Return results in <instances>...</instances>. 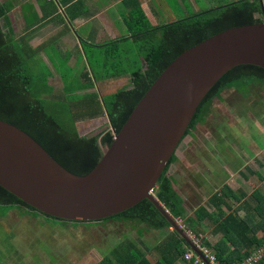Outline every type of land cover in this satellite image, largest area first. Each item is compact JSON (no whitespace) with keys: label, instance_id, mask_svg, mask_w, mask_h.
I'll return each mask as SVG.
<instances>
[{"label":"trees","instance_id":"trees-1","mask_svg":"<svg viewBox=\"0 0 264 264\" xmlns=\"http://www.w3.org/2000/svg\"><path fill=\"white\" fill-rule=\"evenodd\" d=\"M127 1L130 0H125L124 3ZM262 2L264 6V0ZM127 9L125 22L130 30L129 38L135 46L132 50L135 56L133 58L141 57L144 66L132 70H117L119 75H129V86L105 95L96 91L84 92L76 102H72L74 122L87 113L95 116L102 112V108L107 115L109 129L101 134L81 136L76 126L71 129L64 128L62 123L47 111L44 93H37L32 83L34 75L24 66L27 55L23 45L11 31L6 34L2 29L1 18L4 17L5 8L0 7V119L25 131L57 162L75 174H86L95 166L102 154L101 145H109L112 142L113 135L119 131L140 97L178 54L226 28L262 20L259 0L217 2L215 6L157 25L150 22L137 0H132ZM110 76L116 75L112 73ZM45 84L47 85V82ZM225 84L247 93L251 85L264 84V69L256 65L240 64L225 72L203 97L185 134L197 119H201L206 113L210 106L209 99L214 92ZM80 85L79 89L93 87V83L87 79H82ZM47 87L53 91L52 86ZM63 88L65 89L64 85ZM175 159L174 154L160 175L153 190L154 196L173 217L182 218L195 233L204 231L203 222L210 224L212 235L220 234V237L213 244L205 239L203 242L214 251L220 262L237 263L264 244V194L261 195L255 188L247 201L244 195H237L224 183L208 197L209 208L199 205L195 210V219L185 216L183 198L173 187L172 175H166L169 165ZM230 200L237 203L232 205ZM0 205L7 208L22 206L48 219L62 222L89 224L113 220L143 224L155 230H168L164 240L154 245L158 252V258L154 261L128 242L120 249H114L112 258L102 259L98 264H175L183 260V253L189 249L183 238L170 229L168 221L148 199H143L111 217L89 222L62 220L40 213L1 186ZM240 211H243L244 215L240 216ZM257 232H260V235H257ZM263 261L264 257L255 264H263Z\"/></svg>","mask_w":264,"mask_h":264},{"label":"rangeland","instance_id":"rangeland-1","mask_svg":"<svg viewBox=\"0 0 264 264\" xmlns=\"http://www.w3.org/2000/svg\"><path fill=\"white\" fill-rule=\"evenodd\" d=\"M167 1L173 6L174 0ZM215 1L214 5L229 0ZM153 5L159 8L155 2ZM170 13L173 15L167 17V21L191 14V11L187 9L185 15ZM129 41L124 40L121 47L135 60L137 58H133L132 53L135 46L132 40L131 43ZM128 56L127 60H130ZM126 62L117 65L110 58L108 62H102L103 67L87 69L84 65V69L81 64L76 69L59 58L57 63L63 79H50L53 91L45 84L47 71L38 59L26 60L24 66L34 75L32 83L37 93H44L47 111L64 128L76 126L79 135L90 136L104 133L110 127L103 108L95 116L87 113L72 121V102H76L82 93L91 92L89 88L79 89L83 79L81 75L87 70L98 77L105 73L119 75L117 70H132L142 66L138 60ZM87 81L93 83V91L100 95L130 85L129 76L126 79ZM63 85L65 89H62ZM251 90L253 95L249 97L244 91L238 94L232 90L224 91V102L213 100L208 116L203 122L197 119L191 128L194 132L191 140L186 136L178 145L176 159L169 165L166 175L173 174L176 179L174 186L183 198L185 216L195 219V210L199 205L209 208L208 197L224 183L235 191L250 192L256 185L264 191V187L260 186L264 177V84L251 85ZM235 98L238 99L237 104ZM101 148H105V145H101ZM230 203L233 205L234 201L230 200ZM16 208L17 212H9V208L0 205V264H98L102 259L112 258L113 250L120 249L128 242L154 261L158 258L154 245L161 243L168 233L165 229L155 230L143 224L113 220L89 224L62 222L48 219L22 206ZM203 226L205 229L199 234L203 239L214 242L210 224Z\"/></svg>","mask_w":264,"mask_h":264},{"label":"water","instance_id":"water-1","mask_svg":"<svg viewBox=\"0 0 264 264\" xmlns=\"http://www.w3.org/2000/svg\"><path fill=\"white\" fill-rule=\"evenodd\" d=\"M259 1L261 21L219 31L170 61L86 174L67 170L29 134L0 119V186L38 212L68 221L101 220L148 199L201 255L153 190L216 81L236 65L264 69Z\"/></svg>","mask_w":264,"mask_h":264},{"label":"crops","instance_id":"crops-1","mask_svg":"<svg viewBox=\"0 0 264 264\" xmlns=\"http://www.w3.org/2000/svg\"><path fill=\"white\" fill-rule=\"evenodd\" d=\"M124 1L0 0V7L5 8L1 25L6 34L11 31L16 39L21 42L27 55L26 60L30 61L36 58L43 64L47 71L45 76V79H48L47 84L53 88L50 79H63L57 63L59 58L66 60L71 67L76 69L81 67V64L83 66L81 68L84 69V65L88 67L87 69L103 67L104 63L102 62H108L110 58L115 60L117 65L123 64L124 61H127L126 63L132 61L121 47L124 40L131 41L129 38L130 30L127 28L125 17L128 14L127 7L131 6L132 0L127 1L126 4ZM137 1L147 18L154 25L165 23L166 18L173 15L170 12L185 15L187 9L191 13L204 9L205 2L207 8L215 6L214 2L216 3L215 0H174L172 6L167 0ZM209 1H212V3L209 4ZM153 2L159 8L156 9ZM170 21L172 20L167 22ZM130 41L129 43H131ZM110 48L113 51H109ZM127 56L130 60H127ZM136 60L141 62L142 67L144 66L141 57L133 59V62ZM81 76L83 79H126L129 75L110 76V74L105 73L98 77L87 70ZM89 89V91H93L95 88L91 87ZM170 175L173 177V174ZM174 178L173 187L175 188L176 179ZM260 186L264 187V177L260 182ZM255 188L259 190L261 195L264 194L259 185L253 187V189ZM253 189L250 192L233 191L237 195H244L245 200L248 201ZM235 203L237 202L234 201L233 205ZM7 211L17 212L18 209L11 207ZM239 214L242 216L244 212L240 211ZM203 223L206 224V222ZM256 234L260 235V232ZM213 237H215L214 242H216L220 234L213 235ZM176 263L188 264L182 259Z\"/></svg>","mask_w":264,"mask_h":264},{"label":"built area","instance_id":"built-area-1","mask_svg":"<svg viewBox=\"0 0 264 264\" xmlns=\"http://www.w3.org/2000/svg\"><path fill=\"white\" fill-rule=\"evenodd\" d=\"M167 210V209H166ZM168 211V210H167ZM169 212V211H168ZM173 217V216H172ZM181 229L186 233L191 242L198 249L199 253L205 258V260L196 253L193 249L185 250L183 253V260L188 264H223L220 262L214 251L203 242V237L200 234L192 231L180 217H173ZM264 257V244H261L255 250L251 251L245 258L234 264H255Z\"/></svg>","mask_w":264,"mask_h":264},{"label":"flooded vegetation","instance_id":"flooded-vegetation-1","mask_svg":"<svg viewBox=\"0 0 264 264\" xmlns=\"http://www.w3.org/2000/svg\"><path fill=\"white\" fill-rule=\"evenodd\" d=\"M226 90H232L233 92H234V94H238L239 92H241V91H239L237 88H235V87H232V86H229V85H223V86H221L220 87V89L218 90V91H216V92H214V94H213V96H211V98L209 99L210 100V106H208V110L206 111V113L205 114H203L202 116H201V122H203L202 120L204 119V118H206L207 116H208V114H209V112H210V109L212 108V106H213V100H219V102L220 103H222V102H224V97H223V92L224 91H226ZM243 93V92H242ZM246 95H247V97H249L250 95H253V91L251 90V91H249V89H248V92L246 93ZM234 98V97H233ZM229 99H231V97L229 96ZM237 100L238 99H236L235 98V101H236V104H237ZM240 100V99H239ZM194 126V125H193ZM192 127H190L189 129H188V131H187V133L185 134V136L184 137H186V136H189V138H190V140H191V138L193 137V135H194V132H192V129H191ZM183 137V138H184ZM195 152H197V151H195ZM197 155H198V153H196ZM199 157V156H198ZM194 158L195 159H197V156H194ZM204 158V157H203Z\"/></svg>","mask_w":264,"mask_h":264}]
</instances>
